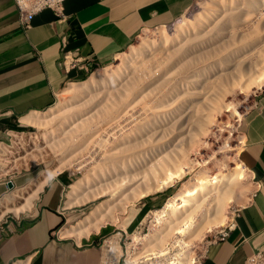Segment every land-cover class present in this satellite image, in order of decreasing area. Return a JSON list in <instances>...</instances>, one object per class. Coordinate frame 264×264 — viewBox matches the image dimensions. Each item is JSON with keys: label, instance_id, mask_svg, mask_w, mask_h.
<instances>
[{"label": "rangeland", "instance_id": "obj_1", "mask_svg": "<svg viewBox=\"0 0 264 264\" xmlns=\"http://www.w3.org/2000/svg\"><path fill=\"white\" fill-rule=\"evenodd\" d=\"M231 9L233 14H238L239 18L244 16L247 20L256 21L253 27L252 24L247 23V29L251 30L242 37L241 41L236 43L240 48L226 47L222 53H226L228 58L226 57L225 62H217L221 65H232L239 51L242 54H239L240 59L243 56L246 58L245 60L256 64V58L252 54L254 49L256 55L259 54V50L264 54V0L224 2L194 0L174 22L167 26L141 30L130 45L114 60L108 64L93 66L85 78L75 81V83L84 82L93 73L100 77L96 83H89L90 87H88L87 93L82 95V98L64 91L71 83L69 82L56 94L55 100L49 108L35 112L39 115V120L36 123L22 120L23 116L21 120L30 125L24 127L23 130L10 132L6 135L5 142L0 141L2 142L0 145V177L3 180L20 177L18 184L12 187L7 195L0 198V225L6 219L17 220L29 213V210H26L18 212V215L12 211V208L25 203L26 199L43 181L46 183L49 178L61 171H71L76 173V182L67 189L63 202L64 206L77 207L79 216L67 224L68 233L75 232L71 235L81 238L86 237L85 233L91 229L88 236L101 241L111 233L122 230L130 234L137 228L140 229V233L137 235L143 244L141 247L142 256L153 253L151 258H148V264H172L170 262L175 261L176 258L182 260L181 264H184V261L185 264H200L210 243L231 224L236 212L249 202L256 189V178L243 158L245 148L244 119L253 109L255 103L264 98V85L255 84L254 87L253 84L252 87L249 86L250 89L249 87L246 89L241 85L243 82L250 81L251 78L248 79L247 76L242 75L243 78L239 80V82L242 80L240 85L237 75L232 74L229 78L222 76L221 69L214 65L216 56H207L201 59L202 61L196 60V57L200 58L205 53H209L222 26L229 29V27H233L230 25L231 22L237 24L232 21L231 13H229ZM255 13H259L261 17L257 19ZM212 14L214 17H210ZM204 18L207 19L206 23L202 21ZM209 29L210 31H208ZM249 50L252 53L251 51L248 53ZM248 57L250 58L248 59ZM79 61L82 60L79 59ZM186 62L192 63V69L186 74H179V70ZM258 67V70H264V64L261 66L258 64ZM241 87L245 91H242ZM134 88L139 90L137 94H134ZM120 106L123 107L122 110L120 109L121 115L129 118L128 121L119 123L120 126L126 125L123 129L125 133L119 129L112 131L110 127L116 121L111 113ZM130 116H133L134 120H131ZM120 120L123 121L122 118ZM143 122L144 126L140 132L138 125ZM87 123L93 125L90 129L91 137L85 142L78 136V133ZM125 134H128V150L133 149L132 140L136 136H143L142 142L140 141V155L146 161L162 160L165 156L171 155L178 163L185 158L190 163L189 166H186L188 168L184 165V169L187 171L184 175L182 174L183 176H180L181 178L178 177L180 179L175 178L172 184L163 185L160 188L161 191L157 188V191L153 189L154 192L151 191L153 193L149 191L147 195L138 199L136 196L140 195L138 192L140 186L130 187L128 180L131 176L121 175L117 170V164L109 160L105 151L114 146L115 154H119L116 139ZM98 140L101 145L97 144ZM237 166L245 170L246 173L245 178L235 177L240 180L239 188H236L238 180L234 181L232 176L235 171H238ZM169 167L173 169L172 165ZM119 171L121 170L119 169ZM235 174L234 176H237ZM224 175L233 180L229 184L231 185L229 189H236L237 194H233H236V197L240 195L237 201L234 200V197L231 198L230 194L227 197L225 194L219 193V191H223L222 186L212 187L208 193L202 196V209L196 213L198 215L194 219V225L187 234L180 236L177 228L181 224L178 221L174 222L172 219V223H174L169 224L170 226L167 225L170 223L167 221L171 219L169 216L171 213H165L166 215L163 214V216L160 211L164 209L168 201L174 199V195L180 189V191H184L191 186V189L198 188L194 189L196 192L192 189L194 192L192 196L184 198H191L190 202H193L195 197L201 193L199 177L220 179L221 176L225 179ZM149 177H152V181L148 179L150 181L148 184L153 183L150 186L155 187L165 181V179L161 181V177H156L157 184L156 180L154 182L153 176L149 175ZM228 179L226 178V181ZM76 183L80 189L72 194ZM233 183L235 188L232 187ZM240 187L243 189L241 190ZM96 190L99 191L96 192ZM86 192L88 198L92 192L95 195L92 194L93 198L90 197L87 200ZM74 198L76 199L74 200ZM176 198V204L181 206L182 200L179 197ZM114 204H117V208ZM189 207L190 203L186 209L182 206L178 210L185 214L190 209ZM96 209L100 211V213L98 212L99 218L92 215ZM109 209L111 210L109 211ZM159 217L160 219H158ZM94 218H98L96 223ZM100 220L104 223H101ZM156 220H160L158 224ZM81 223L87 228L80 227ZM95 224L99 225L100 229L98 228L96 231L94 228L92 229L91 226L95 227ZM204 225L207 227L204 228ZM74 226L77 228V232L74 230ZM80 228L81 230H79ZM83 228L85 230H82ZM174 232L176 233L171 235ZM189 236H193V238L190 239ZM143 238L145 240L147 238V242L142 240ZM186 240L190 241L189 245ZM187 260L191 262L187 263Z\"/></svg>", "mask_w": 264, "mask_h": 264}, {"label": "crops", "instance_id": "obj_2", "mask_svg": "<svg viewBox=\"0 0 264 264\" xmlns=\"http://www.w3.org/2000/svg\"><path fill=\"white\" fill-rule=\"evenodd\" d=\"M193 1L64 0L66 21L56 22L53 12L44 10L23 29L14 0H0V141L30 125L21 120L25 114L46 110L64 85L86 77L82 68L60 66L64 54L88 65L108 64L141 30L169 25ZM244 120L243 158L256 189L234 215L226 239L210 243L200 264H247L256 252L264 254V98ZM61 172L46 181L28 214L0 225V264L100 263V249L94 245L98 238L68 234L67 224L79 212L64 206L63 199L76 173ZM19 180L0 177V198Z\"/></svg>", "mask_w": 264, "mask_h": 264}, {"label": "bare ground", "instance_id": "obj_3", "mask_svg": "<svg viewBox=\"0 0 264 264\" xmlns=\"http://www.w3.org/2000/svg\"><path fill=\"white\" fill-rule=\"evenodd\" d=\"M218 1H222V2H224V1H232V0H218ZM251 5V4H250ZM217 10H219V9H217ZM219 11H222V10H219ZM213 13V12H212ZM229 13H231V17H232V21L233 22H236L237 24H233L232 22H231V26H233L232 28H230L229 26V29H225V26H222V28H220V30H219V34H218V37H216L215 38V43L213 44V46L211 47V49L209 50V53H205L203 56H201L200 58H198V57H196V60H199V61H202L201 59H204V58H206L207 56H216L217 57V59H215V63H214V65H216L219 69H221L220 70V72H222L221 73V75L223 76H225L226 78H229V76L231 77V75L233 74V75H237L238 77H239V79H238V82H239V80H240V78H243L242 77V75L243 76H247L248 77V79L249 78H251L250 79V81L248 82V81H246V83L245 82H243V85H241V83H242V80L239 82L240 83V85L241 86H245L244 88H246V87H249V86H253V84H254V87H255V84L256 85H264V70L263 69H259L258 70V64H259V66H261V65H263L264 64V59H263V57H264V54L261 52V50H259V54L258 55H256V51H255V49H254V51H253V53H252V51L251 50H249L248 51V53L251 51V53L253 54V57L255 56V60H256V64H254V62H250V61H247V60H245L246 58H243V56H242V58L240 59V57H239V54H241V53H239V51L237 52V57L234 59V62H233V64L232 65H221V64H218V62L220 63L221 61H226V57L228 56L226 53H222L223 52V50L226 48V47H228V46H232V47H234V48H240V47H238V44H236L237 42H239V41H241V39H242V37L247 33V32H249L250 30H248L247 29V27H248V24L247 23H249V25L250 24H252V27H253V25H254V22L256 21L255 19V21H253V20H247L244 16H241L240 18H239V16H238V14H233V12H232V9L229 11ZM223 14H224V12H223ZM256 14V15H255ZM254 15H255V17H257V19L258 18H260L261 17V15H259V13L257 14V13H255ZM210 17H214V14H212ZM205 19L206 18H204V19H202V21H204V23H206L207 22V19H206V21H205ZM261 20H262V18L260 19V22H261ZM252 21H253V23H252ZM208 25V24H207ZM256 25V24H255ZM211 29V28H210ZM210 29L208 30V31H210ZM221 32H223L221 35H220V33ZM208 34V33H207ZM262 41V40H261ZM262 43V42H261ZM236 45V46H235ZM259 47V46H258ZM255 48V47H254ZM264 51V50H263ZM138 52V51H137ZM255 54V55H254ZM242 55V54H241ZM252 57V58H253ZM228 58V57H227ZM250 57H248V59H249ZM252 60V59H251ZM218 61V62H217ZM205 62V61H204ZM183 63V62H182ZM261 64V65H260ZM202 65V64H201ZM190 69H192V63H189V62H186V63H184L183 64V66L181 67V70H179V74L180 73H185L186 74V72L187 71H189ZM212 70V69H211ZM192 72V71H191ZM200 72H202V71H200ZM206 72V71H205ZM219 72V73H220ZM201 74V73H200ZM220 75V74H219ZM220 75V76H221ZM227 75V76H226ZM221 76V77H222ZM182 77V76H181ZM202 77V76H201ZM217 77V76H216ZM235 77V76H234ZM209 78V77H208ZM208 78H207V80H208ZM211 78V77H210ZM223 78V77H222ZM225 78V79H226ZM246 78V77H245ZM100 79V77H98V76H96V73H93L88 79H86V81H84V82H81V83H75V82H73V83H69L68 84V86L64 89V91L65 92H68V93H71V94H76V97H78V98H82L83 96V94L85 95L87 92V90H88V87H90V85H89V83H91V82H94V83H96L98 80ZM221 79V78H220ZM192 80V79H191ZM211 80V79H210ZM228 80H230V79H228ZM232 80H233V78H232ZM234 81H236V83H238L237 82V80H235L234 79ZM233 81V82H234ZM204 82V81H203ZM247 82H248V84H247ZM207 83V82H206ZM205 83V84H206ZM208 83H210L209 81H208ZM244 83H245V85H244ZM234 84H235V82H234ZM233 84V85H234ZM247 84V85H246ZM240 85H237L236 84V86H239L240 87ZM257 86V87H258ZM173 87V86H172ZM259 88V87H258ZM178 89V88H177ZM243 88L241 87V90H242ZM247 89V88H246ZM249 89H250V87H249ZM248 89V90H249ZM133 91H135V93L134 94H137L138 93V89L137 88H134L133 89ZM242 91H245V89L244 90H242ZM122 106H120V108L119 107H117V109L115 110V112L113 111V113H111L112 114V117L114 118V119H116V121H115V123L114 124H112V125H110V127H111V130L112 131H115V129H119V130H122L123 131V129L125 128V126L126 125H122V126H120V124L119 123H124V122H126V121H128V117H126L125 115H121V110H122ZM121 109V110H120ZM146 110V109H145ZM235 112V111H234ZM237 114H238V112H236ZM130 114H132L131 112H130ZM133 115V114H132ZM119 118V119H118ZM120 118H122L123 119V121H121L120 120ZM103 119H105V118H103ZM130 119L131 120H134V118H133V116H130ZM136 119V118H135ZM22 120H24V121H26V122H30V123H36L37 122V120H39V115L38 114H36L35 112H29V113H27V114H25L24 115V117H23V119ZM138 120V119H137ZM118 121V122H117ZM94 122V121H93ZM92 122V123H93ZM104 123V122H103ZM87 125V126H86ZM86 125H84L83 127H82V130H81V132H79L78 133V136L80 137V138H82V139H84V141L86 142V141H88V139L91 137V134H90V129H91V126L93 125H91L90 123H87ZM139 126V130H140V132L142 131V127L144 126V122H143V124H141V125H138ZM128 129V128H127ZM126 130V129H125ZM109 132V131H108ZM124 132V131H123ZM125 133V132H124ZM106 135V134H105ZM116 135V134H115ZM119 135V134H118ZM127 135L128 134H125V135H120V136H118V138L116 139V141H117V146H118V152H119V154H115V152H114V146L112 147V148H109V149H106L105 151H106V154L109 156V160L112 162V163H116L117 164V170H118V172L119 173H121V175H126V177L127 176H131L130 177V180H128L129 181V186L130 187H138V186H140V190L139 189H137V190H139L138 192L140 193V195H138V196H136L138 199L140 198V197H144L145 195H147L148 193H149V191L151 192V191H153V189H160L161 187H163V185H166L167 183V186L168 185H170V184H172L173 182H174V179L176 178H178V177H180V176H183L184 174H185V171H187V169L185 170L184 169V165H185V167L186 166H189L188 164H190V163H188V161L185 159V158H183V159H181L178 163H177V160L175 161L174 159H173V157L171 156V155H167V156H165L162 160H154V161H150V162H148V161H146L144 158H142V156L140 155L141 154V150H140V147H141V144H140V141L142 142V140L141 139H143V136L141 135V136H136V138L135 139H133L132 141H133V149L132 150H128L127 149V140H128V137H127ZM136 135H138V134H136ZM60 137V136H59ZM131 140V139H130ZM105 143V142H104ZM97 144L98 145H101L100 144V142H99V140H98V142H97ZM0 145H2V144H0ZM110 145H112V144H110ZM109 145V146H110ZM107 147V146H106ZM187 154V153H186ZM187 155H189V154H187ZM182 156H184V155H182ZM181 156V157H182ZM18 161V160H17ZM191 161V160H190ZM14 163V162H13ZM170 165H172V167H173V169H174V167H175V170L173 171V169L171 168L170 169ZM193 165V164H192ZM240 166V165H239ZM239 166H237L238 168H237V172L235 171V173L237 174V176H234V174L232 175L233 176V178H234V181H235V177H238V178H243L244 176H245V170H242V169H240V167ZM190 167H191V165H190ZM193 167V166H192ZM24 168H25V166H24ZM186 168H188V167H186ZM16 169V168H15ZM119 169L121 170V171H119ZM245 169V168H244ZM172 170V171H171ZM148 171H149V174H148ZM3 172V171H2ZM62 173V172H61ZM113 174V173H112ZM183 174V175H182ZM235 174V175H236ZM5 175V174H4ZM40 175H42V174H40ZM149 175H151V176H153L155 179H154V182H155V180H156V182H157V178L159 177H161V175H165V176H162L161 177V181H162V179H165V181H164V183H161V184H158V182H157V186H150V184L152 183H150V184H148V182H150L149 180L152 178H150L149 177ZM231 175H229V176H231ZM112 176V175H111ZM223 176V175H222ZM232 176L230 177V178H232ZM157 177V178H156ZM224 177H225V179L223 178V177H221L220 176V179H217L216 177H213L212 179H208L207 177H203V176H201V177H199L200 178V182L198 181V183L200 184L199 186H200V189L199 190H201V193L198 195V196H196L195 197V199L193 200V202H190V199L188 198H186V199H184L185 197H188V196H192V194L194 193V192H196V191H194V189H196V187H194V188H192L193 189V191H192V189H191V187L190 188H186L183 192L182 191H178L177 193H176V195H174L175 197H173L174 199H172L171 201H168V203L166 204V206H164V209H162L161 211H160V214H165V213H171V215L169 214V216L171 217V219L169 220L168 219V221L167 222H169L170 221V223H165V224H167V225H172L175 221H178V223L179 224H181L180 225V227H178L177 229H178V233H180V236H183V235H185V234H187V232L188 231H190L191 230V227L194 225V219H195V217H196V215H198V214H196V213H198L199 212V210H201L202 209V200H201V198H202V196H204L206 193H208L211 189H212V187L213 188H216L217 186L218 187H221V189H223V191L222 192H220L219 191V193H222V194H225L227 197H228V195L230 194L231 195V198H233L234 197V200H238L239 199V196L240 195H237V197L235 196L236 194H237V191H236V189L235 190H233V189H229V186L231 187V185H229L230 183H232L233 182V180L232 179H228V177L227 176H225L224 175ZM42 178V177H41ZM181 178V177H180ZM180 178H178V179H180ZM226 178L228 179V181H226ZM245 178V177H244ZM149 179V180H148ZM215 179V180H214ZM109 180V179H108ZM147 180V181H146ZM236 180H238V179H236ZM242 180V179H241ZM126 181V180H125ZM151 181H152V179H151ZM237 182H239V183H237ZM236 182V188H239V184H240V180H238ZM242 182V181H241ZM119 183V182H118ZM124 183V182H123ZM123 183H121V184H123ZM143 183V184H142ZM170 183V184H169ZM197 183V184H198ZM44 184H45V181H43V183H41V185H39V186H37L36 187V189L31 193V195H30V197L29 198H27L26 199V201H25V203H23L22 205H20V206H15V207H13L12 208V211L15 213V214H18V212H22V211H26V210H31L32 209V207H33V205H34V203H35V201L37 200V198H38V196H39V194H40V192H41V190L43 189V187H44ZM103 184V183H102ZM114 184V183H113ZM153 184V183H152ZM196 184V185H197ZM124 185V184H123ZM135 185V186H134ZM112 186V185H111ZM118 186V185H117ZM198 186V185H197ZM226 186V187H225ZM241 186H243L242 185V183H241ZM113 187V186H112ZM116 187V186H115ZM232 187H234V183H233V186ZM234 187V188H235ZM141 188H144V189H141ZM164 188H165V186H164ZM163 188V189H164ZM80 189V186L78 185V183H76L75 185H74V189L72 190V194H74L76 191H78ZM152 189V190H151ZM157 189H156V191H157ZM183 189V188H182ZM198 189V188H197ZM196 189V190H197ZM240 189H241V187H240ZM243 189V188H242ZM241 189V190H242ZM105 190V189H104ZM136 190V191H137ZM162 189H160V191H161ZM240 190V191H241ZM82 191V190H81ZM99 191V190H98ZM97 190H96V192H98ZM159 191V190H158ZM192 191V192H191ZM236 191V192H235ZM18 192V191H17ZM95 192V191H94ZM94 192H92V194H94L95 195V193ZM104 192V191H103ZM154 192V191H153ZM153 192H151V193H153ZM182 192V193H181ZM242 192V191H241ZM81 193V192H80ZM83 193H85V192H83ZM100 193V192H99ZM99 193H97L98 194V196H99ZM131 193V192H130ZM233 193H236V194H233ZM240 192L238 191V194H239ZM91 194V196H93ZM96 194V195H97ZM134 195H136V193H134ZM82 196H83V194H82ZM81 196V197H82ZM90 196V197H91ZM72 197H75V196H72ZM89 197V198H90ZM94 197H96V196H94ZM176 197H179L181 200H182V202H183V204L181 205V206H178L177 204H176V202H175V200L177 199ZM230 197V196H229ZM89 198H88V195H87V192H86V199L87 200H89ZM91 198H93V197H91ZM97 198V197H96ZM99 198V197H98ZM128 198H129V196H128ZM76 198H74V200H75ZM78 199V198H77ZM86 199H85V196H84V200L86 201ZM170 199V198H169ZM74 200H72V201H74ZM79 200V199H78ZM77 200V201H78ZM128 200H130V199H128ZM128 200H125L126 202H128ZM82 201H83V198H82ZM84 201V202H85ZM92 201V200H91ZM75 202V201H74ZM119 202V201H118ZM86 203H87V201H86ZM190 203V209H188L186 212H185V214H182V212L181 211H179L178 209H181L182 208V206H184V208L186 209V207L188 206V204ZM79 204H81V203H79ZM123 204H124V202H123ZM127 204V203H126ZM71 205V204H70ZM83 205V204H82ZM121 205V204H120ZM125 205V204H124ZM66 206V205H65ZM73 206V205H72ZM114 206L117 208V204H114ZM114 206H113V209H114ZM122 206V205H121ZM118 207H119V205H118ZM65 208V207H64ZM96 208V207H95ZM94 208V209H95ZM103 208V207H102ZM109 208H111V207H109ZM99 209V208H98ZM98 209H96L94 212H92V215H95V216H98L99 215V213H100V211L98 210ZM119 209V208H118ZM111 209H109V211H110ZM11 211V210H10ZM92 211V210H91ZM114 211H116L115 209H114ZM159 211V210H158ZM157 211V212H158ZM99 212V213H98ZM102 212V211H101ZM157 212H155V213H157ZM91 213V212H90ZM90 213H89V216H90ZM104 213H106V212H104ZM108 213V212H107ZM201 213H202V211H201ZM200 213V214H201ZM102 214H103V212H102ZM110 214V213H109ZM19 215V214H18ZM104 215V214H103ZM108 215V214H107ZM166 215V214H165ZM105 216V215H104ZM110 216H112L111 214H110ZM114 216V215H113ZM157 216H160V215H157ZM164 216V215H163ZM85 217V216H84ZM91 217V216H90ZM156 217V216H155ZM161 217V216H160ZM160 217L158 218V219H160ZM169 217V218H170ZM89 218V217H88ZM98 218H99V216H98ZM98 218L96 219V218H94L95 220V223H96V220H98ZM157 218V217H156ZM201 218V217H200ZM91 219H92V217H91ZM114 219V218H113ZM174 220V222L172 223V221ZM89 220V219H88ZM87 220V221H88ZM101 220H102V218H101ZM101 220H100V222H101ZM104 220V219H103ZM107 220V219H106ZM109 220V219H108ZM115 220V219H114ZM161 220H163L162 218H161ZM166 220H167V218H166ZM193 220V221H192ZM209 220V219H208ZM81 221H82V219H81ZM105 221V220H104ZM156 221H158L157 222V224L159 223V221L160 220H156ZM89 222V221H88ZM99 222V223H100ZM204 222V221H203ZM92 223H94V222H92ZM98 223V222H97ZM101 223H104V222H101ZM161 223H163V222H161ZM208 223V222H207ZM211 223V222H210ZM212 224V223H211ZM215 225H216V222L214 223ZM221 224V223H220ZM219 224V225H220ZM223 224V223H222ZM169 225V226H170ZM203 225V224H202ZM205 225H207V224H205ZM204 225V228L205 227H207V226H205ZM73 226V225H72ZM78 226V225H77ZM82 226H85L84 224L82 225V223H81V225H80V227H82ZM102 226V225H101ZM105 226V225H104ZM177 226V225H176ZM86 228H87V226H85ZM84 227V228H85ZM92 227V229L94 228V230L96 231V230H98V228L100 227L99 225H96L95 224V227H93V226H91ZM166 227V226H165ZM172 227V226H171ZM209 227V226H208ZM82 229V230H85V229ZM70 229H73V228H70ZM77 228H75V226H74V230H76ZM100 229V228H99ZM161 229H163V228H161ZM169 230H170V227L168 228ZM68 230H69V228H68ZM79 230H81V228L79 229ZM87 230V229H86ZM91 230V229H90ZM90 230L88 229L87 230V232L85 233L87 236L90 234L89 232H90ZM94 230H93V232H94ZM193 230V229H192ZM202 230L203 231H205L203 228H202ZM66 231H67V229H66ZM71 231H73V230H71ZM78 230H76V232H77ZM174 231H177V230H174ZM172 232V231H171ZM193 232H194V230H193ZM198 232H199V230H198ZM202 232V231H201ZM201 232H200V234H201ZM67 233V232H66ZM75 234V232H71V234ZM167 233V232H166ZM165 233V234H166ZM176 232H174V233H171V235L172 234H175ZM192 233V232H191ZM197 233V232H196ZM195 233V234H196ZM69 234V233H68ZM77 234V233H76ZM164 234V233H163ZM203 234V233H202ZM67 235V234H66ZM70 235V234H69ZM152 235V234H151ZM150 235V236H151ZM199 235V234H198ZM75 236V235H74ZM81 236V235H80ZM79 236V237H80ZM155 236V235H154ZM160 236H162V235H160ZM174 236V235H173ZM76 237V236H75ZM144 237H146L145 235H144ZM172 237V236H171ZM185 237V236H184ZM190 237V236H189ZM164 238V237H163ZM181 239H182V237H180ZM187 238V237H186ZM191 238H193V236L192 237H190V239ZM157 239V238H156ZM168 239V238H167ZM174 239H175V237H174ZM174 239H172V240H174ZM185 239V238H184ZM188 239V238H187ZM142 240H145V238H143ZM149 240V239H148ZM158 240V239H157ZM169 240V239H168ZM146 242H147V238H146V240H145ZM170 241H171V239H170ZM180 241H182V240H180ZM179 241V242H180ZM187 241V240H186ZM145 242V243H146ZM148 242H151V241H148ZM169 242V241H168ZM167 242V243H168ZM174 242V241H173ZM176 242V241H175ZM183 242H185V241H183ZM188 242V244L187 245H189V242L190 241H187ZM140 243H141V239H140ZM144 243V242H143ZM166 243V244H167ZM177 243H178V241H177ZM182 243V242H181ZM142 244V243H141ZM171 244V243H170ZM180 244V243H179ZM186 244V243H185ZM185 244H183V245H185ZM143 245V244H142ZM186 245V246H187ZM175 247V246H174ZM181 247V246H180ZM178 248H179V246H178ZM181 249H183V248H181ZM186 249V248H185ZM184 249V250H185ZM161 251V250H160ZM143 252V251H142ZM182 252H186V251H182ZM181 252V253H182ZM153 255V253L152 254H145L144 256L145 257H147V258H151V256ZM182 255V254H181ZM184 255V254H183ZM182 255V256H183ZM190 255V254H189ZM188 255V256H189ZM185 257V256H184ZM191 257V256H190ZM175 258V257H174ZM182 258V257H181ZM189 258V257H188ZM187 258V259H188ZM192 258H193V256H192ZM191 258V259H192ZM186 259V258H185ZM190 259V258H189ZM189 262V260H187V263ZM191 262V261H190ZM189 262V263H190ZM170 263H172V264H181L182 263V260L180 259V258H176L175 259V261H172V262H170ZM186 262L184 261V264H185ZM192 263H193V260H192ZM191 264V263H190Z\"/></svg>", "mask_w": 264, "mask_h": 264}, {"label": "built area", "instance_id": "obj_4", "mask_svg": "<svg viewBox=\"0 0 264 264\" xmlns=\"http://www.w3.org/2000/svg\"><path fill=\"white\" fill-rule=\"evenodd\" d=\"M19 14V23L23 29H28L34 16L44 10L53 12L56 22H64L67 16L64 12V0H14ZM68 42V34L61 37L62 49H65ZM66 70L73 68H82L86 73L93 67L87 62L79 61V59L68 54H64L62 61L59 63ZM2 142H0L1 144ZM7 220V219H6ZM230 224L225 230L220 232L212 242L226 239L228 230L232 227ZM140 229H135L128 234L125 231L111 233L96 242L94 245L100 249L101 259L99 264H148V258L142 256V244L137 234ZM247 264H264V254L256 252L247 258Z\"/></svg>", "mask_w": 264, "mask_h": 264}, {"label": "water", "instance_id": "obj_5", "mask_svg": "<svg viewBox=\"0 0 264 264\" xmlns=\"http://www.w3.org/2000/svg\"><path fill=\"white\" fill-rule=\"evenodd\" d=\"M8 186L11 188L12 187V182H8Z\"/></svg>", "mask_w": 264, "mask_h": 264}, {"label": "clouds", "instance_id": "obj_6", "mask_svg": "<svg viewBox=\"0 0 264 264\" xmlns=\"http://www.w3.org/2000/svg\"><path fill=\"white\" fill-rule=\"evenodd\" d=\"M11 182V181H10Z\"/></svg>", "mask_w": 264, "mask_h": 264}]
</instances>
